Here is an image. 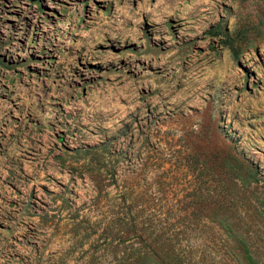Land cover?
<instances>
[{
  "label": "rangeland",
  "instance_id": "rangeland-1",
  "mask_svg": "<svg viewBox=\"0 0 264 264\" xmlns=\"http://www.w3.org/2000/svg\"><path fill=\"white\" fill-rule=\"evenodd\" d=\"M264 264V0H0V264Z\"/></svg>",
  "mask_w": 264,
  "mask_h": 264
},
{
  "label": "trees",
  "instance_id": "trees-1",
  "mask_svg": "<svg viewBox=\"0 0 264 264\" xmlns=\"http://www.w3.org/2000/svg\"><path fill=\"white\" fill-rule=\"evenodd\" d=\"M232 238L234 239L233 241L235 244L238 246L246 264H259V262L251 255L247 244L241 237L233 236Z\"/></svg>",
  "mask_w": 264,
  "mask_h": 264
}]
</instances>
